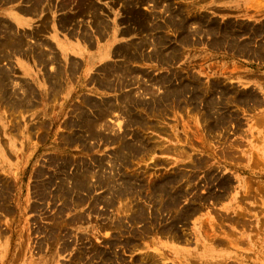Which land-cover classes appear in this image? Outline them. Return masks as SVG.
Here are the masks:
<instances>
[{"label": "rangeland", "instance_id": "rangeland-1", "mask_svg": "<svg viewBox=\"0 0 264 264\" xmlns=\"http://www.w3.org/2000/svg\"><path fill=\"white\" fill-rule=\"evenodd\" d=\"M21 1L0 264H264V0ZM54 7L79 27L52 38Z\"/></svg>", "mask_w": 264, "mask_h": 264}, {"label": "crops", "instance_id": "crops-1", "mask_svg": "<svg viewBox=\"0 0 264 264\" xmlns=\"http://www.w3.org/2000/svg\"><path fill=\"white\" fill-rule=\"evenodd\" d=\"M10 15H13V18L15 20L22 21V23H25V22L31 23L32 19L40 18L32 14L31 11L29 10V7L26 6V4H24L21 0H16L15 3L13 2L12 4H5V3L0 4V19L6 18L8 16L12 17ZM49 16H50V19L47 23V28L49 30V35L52 38L53 37L58 38L61 35L63 36L65 32H69L72 29L79 27V25L77 24L73 26H69V24H67V21L69 19H72L71 20L72 22L74 18L71 15H66V11L63 8L61 9L59 7L57 8L54 7L53 10L49 12L48 17Z\"/></svg>", "mask_w": 264, "mask_h": 264}, {"label": "bare ground", "instance_id": "bare-ground-1", "mask_svg": "<svg viewBox=\"0 0 264 264\" xmlns=\"http://www.w3.org/2000/svg\"><path fill=\"white\" fill-rule=\"evenodd\" d=\"M13 1H14V0H13ZM23 1H24V0H23ZM26 2H28V1H25V3H26ZM31 2H32V1H31ZM40 2H41V1H40ZM48 2H49V1H48ZM14 3H15V2H14ZM36 3H37V2H36ZM36 3H35V4H36ZM32 6H33V5H32ZM35 6H36V5H35ZM22 8H23V7H22ZM24 8H25V7H24ZM18 9H19V8H18ZM21 12H22V10H21ZM25 12H26V11H25ZM64 14H65V13H64ZM62 19H63V18H62ZM67 19H68V18H67ZM67 19H66V21H67ZM98 27H99V26H98ZM98 30H99V28H98ZM124 32H125L126 34L130 33L129 31H124ZM123 35H124V33H123ZM121 51H122L123 53L127 54V52H126L125 49L122 48ZM131 59H132V58H131ZM138 59H139V58H138ZM136 60H137V59H136ZM146 60H147V59H146ZM124 61H125V60H124ZM124 61H123V63L126 62V61H125V62H124ZM132 63H133V62H132ZM137 63H138V62H137ZM125 64H126V63H125ZM121 65H122V64H121ZM118 66H119V65H118ZM126 70H127V69H126ZM118 71H119V70H118ZM127 71H128V70H127ZM156 83H157V82H156ZM151 84H152V83H151ZM51 85H52V84H51ZM53 85H54V84H53ZM53 85H52V86H53ZM96 85H97V84H96ZM99 85H100V84H99ZM99 85H98V86H99ZM158 85H159V84H158ZM108 86H109V85H108ZM151 86H152V85H151ZM161 86H162V85H161ZM180 86H182V85H180ZM56 87H57V86H56ZM162 87H163V86H162ZM171 87H172V85H171ZM159 88H160V87H159ZM113 89H114V88H113ZM54 90H56V89H54ZM167 90H168V89H167ZM53 93H55V92H53ZM56 93H57V92H56ZM56 93H55V94H56ZM126 94H127V93H126ZM125 98H126V97H125ZM162 98H164V97H162ZM166 98H167V97H166ZM157 99H158V98H157ZM167 99H168V98H167ZM123 101H125V100H123ZM156 102H157V101H156ZM158 102H159V101H158ZM167 102H168V100H167ZM97 106H98V105H97ZM101 114H102V113H101ZM101 114H100V115H101ZM83 115H84V114H83ZM79 116H80V115H79ZM81 116H82V115H81ZM79 124H80V123H79ZM79 124H77V125H79ZM74 134H75V133H74ZM72 138H73V137H72ZM76 140H77V139H76ZM78 140H79V139H78ZM118 140H119V138H118ZM66 141H67V140H66ZM68 141H69V139H68ZM68 141H67V142H68ZM118 142H119V141H118ZM122 142H124V141H122ZM69 143H70V142H69ZM78 143H79V142H78ZM125 143H126V142H125ZM137 143H138V142H137ZM73 144H74V142H73ZM81 144H82V142H81ZM120 144H121V143H120ZM138 144H139V143H138ZM82 145H83V144H82ZM123 145H125V144H123ZM123 147H124V146H123ZM126 147H127V144H126ZM118 148H119V146H118ZM127 148H128V147H127ZM127 148H126V150L129 149V148H128V149H127ZM122 149H124V148H122ZM122 149H121V150H122ZM130 149H131V148H130ZM148 149H149V148H148ZM148 151H149V150H148ZM118 153H119V152H118ZM128 153H129V150H128ZM119 158H120V157H119ZM124 158H125V157H124ZM59 166H60V165H59ZM61 166H62V165H61ZM59 168H60V167H59ZM68 169H69V168H68ZM65 171H66V170H65ZM65 171H64V172H65ZM73 172H74V171H73ZM78 174H79V173H78ZM78 174H76L75 176H77ZM73 175H74V174H73ZM81 176H82V174H81ZM78 177H79V176H78ZM72 178H73V177H72ZM74 178H75V177H74ZM84 178H85V177H84ZM80 179H81V178H78L79 181H80ZM85 179H86V178H85ZM73 181H74V180H73ZM75 182H78V181L75 180ZM80 182H81V181H80ZM74 184H75V183H74ZM79 184L83 185V186H82V189H83V187H85V186H84L85 182H84V184H83V183H79ZM79 184H78V185H79ZM78 185L76 184V186H78ZM81 185H80V186H81ZM72 186H73V185H72ZM76 186H75V187H76ZM75 187H74V188H75ZM77 188H78V187H76V189H77ZM159 188H160V187H159ZM159 188H158V189H159ZM162 188H163V187H162ZM79 189H80V187H79ZM164 189H165V188H164ZM58 190H59V189H58ZM64 190H65V189H64ZM69 190H71V189H69ZM69 190H68V192H69ZM159 190H160V189H159ZM71 191H73V190H71ZM162 191H163V189H162ZM66 192H67V191H66ZM68 192H67V193H68ZM71 193H72V192H71ZM69 194H70V193H69ZM63 195H64V194H63ZM65 195H66V194H65ZM70 195H71V194H70ZM68 197H69V196H68ZM69 198H70V197H69ZM74 200H75V199H74Z\"/></svg>", "mask_w": 264, "mask_h": 264}]
</instances>
